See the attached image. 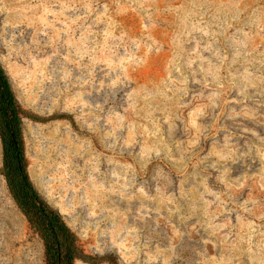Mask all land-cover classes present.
<instances>
[{"label":"rangeland","instance_id":"374dc122","mask_svg":"<svg viewBox=\"0 0 264 264\" xmlns=\"http://www.w3.org/2000/svg\"><path fill=\"white\" fill-rule=\"evenodd\" d=\"M0 63L31 181L109 255L75 264H264V0H0ZM0 264H44L1 174Z\"/></svg>","mask_w":264,"mask_h":264},{"label":"trees","instance_id":"16d2710c","mask_svg":"<svg viewBox=\"0 0 264 264\" xmlns=\"http://www.w3.org/2000/svg\"><path fill=\"white\" fill-rule=\"evenodd\" d=\"M27 116V111L18 102L10 79L0 63V174L30 229L42 241L44 264L109 260L108 254L99 256L84 251L63 215L31 181L23 138V119Z\"/></svg>","mask_w":264,"mask_h":264}]
</instances>
